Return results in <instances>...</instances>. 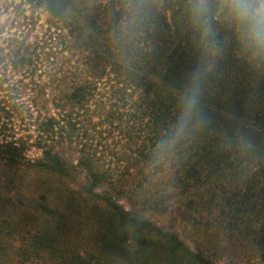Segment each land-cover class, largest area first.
Instances as JSON below:
<instances>
[{"label":"trees","instance_id":"trees-1","mask_svg":"<svg viewBox=\"0 0 264 264\" xmlns=\"http://www.w3.org/2000/svg\"><path fill=\"white\" fill-rule=\"evenodd\" d=\"M0 264H264V48L232 0H0Z\"/></svg>","mask_w":264,"mask_h":264},{"label":"clouds","instance_id":"clouds-1","mask_svg":"<svg viewBox=\"0 0 264 264\" xmlns=\"http://www.w3.org/2000/svg\"><path fill=\"white\" fill-rule=\"evenodd\" d=\"M232 2L239 16L250 22L255 45L264 48V0H232Z\"/></svg>","mask_w":264,"mask_h":264},{"label":"rangeland","instance_id":"rangeland-1","mask_svg":"<svg viewBox=\"0 0 264 264\" xmlns=\"http://www.w3.org/2000/svg\"><path fill=\"white\" fill-rule=\"evenodd\" d=\"M10 2H15V3H18L19 2V0H10ZM30 14V12H27V15H29ZM9 16H11L12 18H13V16H12V14H11V10L9 11V14L8 15H3L2 16V20H5L7 17H9ZM37 16H39V17H37ZM35 17L36 18H38L40 21L38 22V26H43L44 25V23L46 22V19H47V16L45 15V13L44 12H42V11H38L36 14H35ZM18 23L19 24H23V21H18ZM14 26L15 27H17V25L16 24H14ZM36 27L35 28V34H39L40 32H42V29L41 28H39V27ZM15 27H13L12 28V32H15V31H17V30H21V31H23L24 33H26V29H24L23 27H20V28H15ZM27 28H30V27H27ZM46 29V26H44V29H43V31ZM19 32V31H18ZM31 35H33V33H31Z\"/></svg>","mask_w":264,"mask_h":264}]
</instances>
